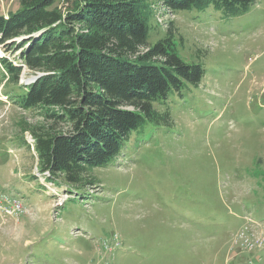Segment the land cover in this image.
<instances>
[{
	"label": "rangeland",
	"instance_id": "obj_1",
	"mask_svg": "<svg viewBox=\"0 0 264 264\" xmlns=\"http://www.w3.org/2000/svg\"><path fill=\"white\" fill-rule=\"evenodd\" d=\"M144 3L150 43L171 23L178 56L205 76L170 105V128L131 138L94 186L38 173L31 131L54 121L15 103L35 75L14 84L0 67V194L14 209L0 213V264H264V0L232 17ZM19 8L0 0L4 18ZM18 53L0 46L15 66Z\"/></svg>",
	"mask_w": 264,
	"mask_h": 264
},
{
	"label": "trees",
	"instance_id": "obj_2",
	"mask_svg": "<svg viewBox=\"0 0 264 264\" xmlns=\"http://www.w3.org/2000/svg\"><path fill=\"white\" fill-rule=\"evenodd\" d=\"M60 1L63 11L53 8L56 0H18L16 12L0 16V46L19 52L18 66L0 57V67L14 84L23 68L33 73L15 103L44 109L54 121L31 131L38 173L85 190L97 184L93 171L107 167L131 138L170 128V105L198 89L205 70L178 56L171 23L150 43L158 28L144 0ZM254 1L161 0L173 15L210 9L225 17Z\"/></svg>",
	"mask_w": 264,
	"mask_h": 264
},
{
	"label": "built area",
	"instance_id": "obj_3",
	"mask_svg": "<svg viewBox=\"0 0 264 264\" xmlns=\"http://www.w3.org/2000/svg\"><path fill=\"white\" fill-rule=\"evenodd\" d=\"M0 213H6V214H11L14 212V209L12 208V206H8L7 204H10L11 203V200H7V202H3L2 201V194H0ZM12 208V210H11Z\"/></svg>",
	"mask_w": 264,
	"mask_h": 264
},
{
	"label": "water",
	"instance_id": "obj_4",
	"mask_svg": "<svg viewBox=\"0 0 264 264\" xmlns=\"http://www.w3.org/2000/svg\"><path fill=\"white\" fill-rule=\"evenodd\" d=\"M34 80H35V78H34ZM34 80H33V81H34Z\"/></svg>",
	"mask_w": 264,
	"mask_h": 264
}]
</instances>
